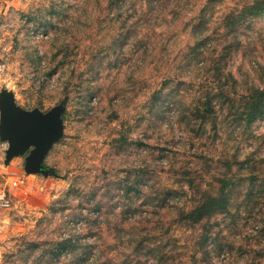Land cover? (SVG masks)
<instances>
[{
  "label": "rangeland",
  "instance_id": "374dc122",
  "mask_svg": "<svg viewBox=\"0 0 264 264\" xmlns=\"http://www.w3.org/2000/svg\"><path fill=\"white\" fill-rule=\"evenodd\" d=\"M256 1L0 0V91L65 107L54 176L0 142V264H264Z\"/></svg>",
  "mask_w": 264,
  "mask_h": 264
},
{
  "label": "water",
  "instance_id": "95a60500",
  "mask_svg": "<svg viewBox=\"0 0 264 264\" xmlns=\"http://www.w3.org/2000/svg\"><path fill=\"white\" fill-rule=\"evenodd\" d=\"M63 105L46 112L25 110L15 102L12 91H0V142L6 143L5 164L24 157L26 174L49 176L44 160L63 135ZM50 128V131H49Z\"/></svg>",
  "mask_w": 264,
  "mask_h": 264
},
{
  "label": "trees",
  "instance_id": "16d2710c",
  "mask_svg": "<svg viewBox=\"0 0 264 264\" xmlns=\"http://www.w3.org/2000/svg\"><path fill=\"white\" fill-rule=\"evenodd\" d=\"M249 9L250 10L248 12H246L248 15L263 16L264 15V0H258L256 2H254L251 6H249ZM241 19H243V14L241 16H233L231 19H229L227 21L226 27L233 29V27L236 25V23H238V21H240ZM258 103L259 102L253 103L254 107H257V108H256V110H253V112H251V114H249L246 117V122L252 123L254 120H256L258 118H264V112H263V110L258 109ZM49 175L54 176V173L51 170H49ZM224 205H225V199H222L220 201L218 209L223 208Z\"/></svg>",
  "mask_w": 264,
  "mask_h": 264
},
{
  "label": "built area",
  "instance_id": "2783aa9c",
  "mask_svg": "<svg viewBox=\"0 0 264 264\" xmlns=\"http://www.w3.org/2000/svg\"><path fill=\"white\" fill-rule=\"evenodd\" d=\"M2 204L3 205H8V202H7L6 198H4V196H3V199H2Z\"/></svg>",
  "mask_w": 264,
  "mask_h": 264
},
{
  "label": "snow or ice",
  "instance_id": "6c2138e0",
  "mask_svg": "<svg viewBox=\"0 0 264 264\" xmlns=\"http://www.w3.org/2000/svg\"><path fill=\"white\" fill-rule=\"evenodd\" d=\"M49 131H50V128H49Z\"/></svg>",
  "mask_w": 264,
  "mask_h": 264
}]
</instances>
